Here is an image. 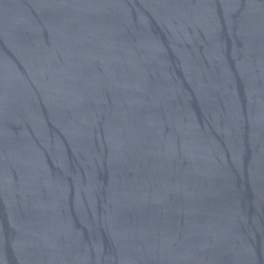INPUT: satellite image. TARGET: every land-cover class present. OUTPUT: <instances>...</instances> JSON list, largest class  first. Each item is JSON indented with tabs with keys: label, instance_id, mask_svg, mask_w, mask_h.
I'll use <instances>...</instances> for the list:
<instances>
[{
	"label": "water",
	"instance_id": "obj_1",
	"mask_svg": "<svg viewBox=\"0 0 264 264\" xmlns=\"http://www.w3.org/2000/svg\"><path fill=\"white\" fill-rule=\"evenodd\" d=\"M0 264H264V0H0Z\"/></svg>",
	"mask_w": 264,
	"mask_h": 264
}]
</instances>
